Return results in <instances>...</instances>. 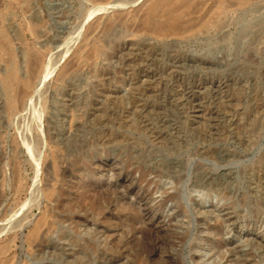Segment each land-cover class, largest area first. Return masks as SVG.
Wrapping results in <instances>:
<instances>
[{
  "label": "rangeland",
  "instance_id": "374dc122",
  "mask_svg": "<svg viewBox=\"0 0 264 264\" xmlns=\"http://www.w3.org/2000/svg\"><path fill=\"white\" fill-rule=\"evenodd\" d=\"M148 1L0 0V30L16 26L31 45L49 48L60 61L55 76L87 42L101 46L76 68L67 88L80 95L82 124L68 149L60 145L59 161L71 168L82 160L81 170L64 182L45 164L37 173L28 145L33 118L25 123L19 116L3 128L0 256L12 264H264V0L226 12L224 30L186 39L147 30ZM144 80L158 93L143 95ZM137 89L148 120L137 121ZM198 106L199 120L192 113ZM14 139L22 146L15 162ZM34 150L52 151L40 144ZM153 155L174 159V179L146 170L144 160ZM53 185L63 189L57 204L46 198ZM164 191L178 197L168 200ZM123 194L122 218L114 200ZM47 210L55 224L30 241Z\"/></svg>",
  "mask_w": 264,
  "mask_h": 264
},
{
  "label": "bare ground",
  "instance_id": "6f19581e",
  "mask_svg": "<svg viewBox=\"0 0 264 264\" xmlns=\"http://www.w3.org/2000/svg\"><path fill=\"white\" fill-rule=\"evenodd\" d=\"M252 2L253 0H149L145 8V16H144L145 27L150 32L155 33L156 36H159V38L163 37L167 39L170 38L186 39L192 36H196L198 35V33L209 32L213 29L224 30L225 20L223 16L225 15V13L231 10L232 8L250 5ZM120 7L123 6L118 5V8ZM96 10L94 12L98 15ZM100 10H102V12L104 10L105 12V8L99 9L98 12ZM94 12H92L93 14L90 13L92 17L93 15H96L94 14ZM102 12L100 11V14ZM30 30L32 31V34L38 35L39 37L40 33L35 32L32 26H30ZM83 33L84 31H81V35L78 38H81L83 36ZM0 35H1L0 37V102H1L0 103V140L1 138H3L2 137L3 128L5 129V127L6 128L13 127L14 125L13 123L14 120H16V118H18L19 116H20L19 118L23 117L22 120H24V122L26 121V119L33 118V121H35V131L30 130L33 131L32 134L34 136L32 139H29L28 145H29L30 157L31 160L34 162V165L36 166L37 173L40 174L42 170H44L43 166L45 164L46 169L54 170L55 180L57 181L62 180V182H64L68 178V176H72V174L76 173L78 170H81L79 165L80 163L83 162L82 160H80L77 164L71 166V168H64L62 166L63 163L59 161L60 153L62 151L60 145H63L68 149L69 145L77 140L78 138L77 131L79 130L82 124V115H80L78 110L80 95L76 93L75 90H70L69 92L67 88L71 86L72 74L74 73L76 68L80 66L83 62L87 61L88 56L91 53L94 54L100 53L101 46L97 42L94 43L87 42L83 47H81L75 53L73 59L74 62L65 66L64 71L62 72V74H60V76L59 75L55 76V72L57 71V67L60 64V61H57L56 58L50 54L49 48L47 47L42 48L37 46L36 44L31 45V43L26 39L25 36L26 33L23 34L20 31V29L16 26L8 28V30L5 31L0 30ZM128 43L129 42L127 41L125 45L128 46L129 45ZM74 45L75 44L70 45V48L67 49L66 54L61 58L62 60L67 58L68 54L71 52V49L73 48ZM201 65L206 67L208 65V62L202 60L200 61V66ZM180 76L181 75H179V77ZM143 84L144 85L142 86V90H141L143 95L146 94L154 95L155 93H158L157 92L158 89L153 86V84H155L153 83V81L144 80ZM212 85L217 86L215 82H212ZM206 87L207 86H205V88ZM67 90H68V96L64 95V93ZM137 90H138L137 91L138 99H136L135 102L137 105V112H136L137 121L138 120L140 121L141 119L148 120L150 115L148 113L145 114L146 113L144 112L145 105L141 104L142 101L141 99H139L140 92L139 89ZM149 97L151 98V96ZM197 97L198 95L194 94V98ZM193 109L194 110L192 113L195 114L194 116L195 119L198 120L201 119L202 116H201V111L199 110V106ZM18 120H16L17 123ZM198 120L194 121V123L196 124ZM33 121L32 122L29 121V122L33 123ZM68 123L70 124V126L67 129ZM62 124L65 125L63 129L61 127ZM132 127L133 125H131V128ZM171 127L174 129V125H171ZM32 128L34 127L32 126ZM13 141H14L13 145L11 146L12 149L10 150L12 151V156L15 162V160L17 159L16 156H18L17 154H19V152L22 151L21 150L22 146L17 141H15V139ZM35 143L40 144L41 147L47 146L48 148L52 149L51 154L46 155V153L43 152V150L36 153L34 150L36 145ZM53 148H56V150L54 151ZM167 149L169 151L173 150L174 146L168 147ZM220 152L223 154V151ZM4 153H5L4 150H1L0 148V158H3V156L6 157ZM262 162H264V160H262ZM19 163L16 165L20 166ZM143 164L147 171L156 174L157 177L159 178L170 177L173 179H174V174L177 173L176 172L177 170L175 169L178 168L179 166L178 164L174 163V159H165V158L160 159L159 156H155V155L151 157L149 156L146 157ZM263 164L262 166L260 165V168L263 171V177L260 180V186L264 188ZM14 168H15L14 172L16 171V168L18 170L20 169V167L18 166ZM202 172H199L201 174V177L202 174L204 173ZM88 173L89 172H87V174ZM17 174L14 175L13 173V177L17 176ZM179 183L180 180L178 184ZM195 185L199 186L197 184ZM254 187H256V185ZM131 189H132L131 187L127 186L125 188L126 190L125 192L128 194L131 192ZM252 189L253 187H251L250 191ZM62 192H63L62 188L60 187L57 188L56 185H53L47 189L46 198L52 202H56L57 204L58 197L61 196ZM163 193L167 195L168 200H174L178 197L177 194H169L167 191H164ZM260 195L261 197L264 196V191H263V195H262V191ZM119 198L120 197L117 196V199L115 198L114 202L119 204V206L121 207V212H122L121 217L123 218L126 217V210H127L124 194L121 196L120 199ZM31 203H29V205L25 204L24 206L23 205L20 206V208L17 211V217L20 216V213H22V211L25 210L26 208L28 210V208L32 206ZM258 205L261 206V203H259ZM262 206H264V204H262ZM253 212H255V214L260 213L259 211L257 212L253 211ZM55 218L56 217L53 215V210L45 211L41 216V218L39 219L38 223L36 224V227L32 231L30 236V241L36 239L44 228H51L55 224ZM76 219L77 218L74 217L67 218V220L70 221L71 226L74 225L77 226L79 220ZM10 222H8V224H10ZM70 231L71 232L69 233L71 235L76 232L75 228H70ZM66 233L67 232H64L62 233V235L64 236L66 235ZM209 239L211 240L212 238L210 237ZM76 262H78V259H76ZM0 264H12V260L10 258H4V256H0ZM85 264H89V263H85Z\"/></svg>",
  "mask_w": 264,
  "mask_h": 264
}]
</instances>
